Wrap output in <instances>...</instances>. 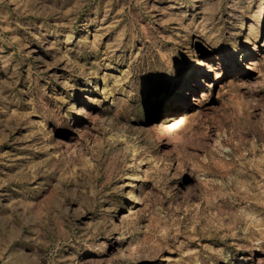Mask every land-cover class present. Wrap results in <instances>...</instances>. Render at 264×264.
<instances>
[{"label":"rangeland","instance_id":"rangeland-1","mask_svg":"<svg viewBox=\"0 0 264 264\" xmlns=\"http://www.w3.org/2000/svg\"><path fill=\"white\" fill-rule=\"evenodd\" d=\"M0 264H264V0H0Z\"/></svg>","mask_w":264,"mask_h":264},{"label":"bare ground","instance_id":"bare-ground-1","mask_svg":"<svg viewBox=\"0 0 264 264\" xmlns=\"http://www.w3.org/2000/svg\"><path fill=\"white\" fill-rule=\"evenodd\" d=\"M251 26V25H250ZM250 26H249V28H248V31H247V33H248V37L246 36L245 38H249V37H251L252 36V32H251V28H250ZM241 29L243 30V26H241ZM229 53V56H232V55H234V53L233 52H228ZM247 55V52H243L242 54H241V57H245ZM204 74H206V72H205V69H204V67L202 66V64L200 63V62H198L197 63V66H196V68H194V70L191 72V74H190V77H189V81H191V80H193V79H197V78H199V77H201L202 75H204ZM188 81V82H189ZM179 99V96L177 95V92L175 91V90H173V92H171V94L169 95V97L167 98V103L169 104V103H174L175 102V100H178ZM169 127H170V124H168V123H166V122H164L163 120L162 121H160L157 125H156V127H155V133L157 134V136L159 137V138H163L165 135H166V133L168 132V129H169ZM133 164H130V166H129V168L130 169H132L133 167H135L136 166V164L140 167V164L139 163H136L135 161H133L132 162Z\"/></svg>","mask_w":264,"mask_h":264}]
</instances>
